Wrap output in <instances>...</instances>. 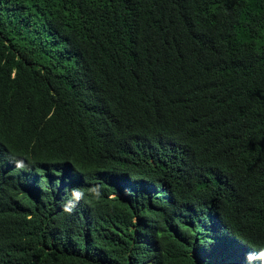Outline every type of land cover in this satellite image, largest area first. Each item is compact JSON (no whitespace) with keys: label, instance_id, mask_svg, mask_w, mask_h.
Wrapping results in <instances>:
<instances>
[{"label":"trees","instance_id":"trees-1","mask_svg":"<svg viewBox=\"0 0 264 264\" xmlns=\"http://www.w3.org/2000/svg\"><path fill=\"white\" fill-rule=\"evenodd\" d=\"M0 264H264V0H0Z\"/></svg>","mask_w":264,"mask_h":264},{"label":"clouds","instance_id":"clouds-1","mask_svg":"<svg viewBox=\"0 0 264 264\" xmlns=\"http://www.w3.org/2000/svg\"><path fill=\"white\" fill-rule=\"evenodd\" d=\"M82 197H83V193L79 192V193H75L73 198L78 201ZM73 207H74V205L73 206H67L66 205L64 208V211L70 213L73 210Z\"/></svg>","mask_w":264,"mask_h":264}]
</instances>
